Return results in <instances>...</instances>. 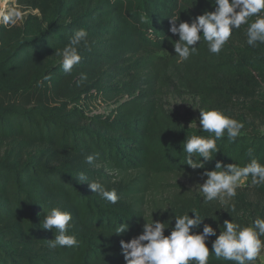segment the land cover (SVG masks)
I'll use <instances>...</instances> for the list:
<instances>
[{
	"label": "trees",
	"instance_id": "16d2710c",
	"mask_svg": "<svg viewBox=\"0 0 264 264\" xmlns=\"http://www.w3.org/2000/svg\"><path fill=\"white\" fill-rule=\"evenodd\" d=\"M17 4L30 14L22 24L0 26V264H125L120 241L140 235L146 221L134 186L117 183L118 177L141 171L202 175L216 170L217 161L243 167L256 158L264 164V44L248 46L244 25L219 55L201 39L197 54L177 63L173 43L179 37L169 31L170 18L191 23L214 10L208 0ZM80 29L88 32L78 49L82 60L66 74L55 53ZM82 77L86 83L79 86ZM102 77L118 82L122 98L110 115H89L83 104L93 88L84 87ZM169 93L194 94L203 110L221 111L244 124L235 142L226 132L217 140L219 152L204 169L185 164L182 144L192 134H210L175 118L163 101ZM94 153L98 159L87 163ZM80 173L89 183L115 189L118 202L95 195L76 178ZM52 207L72 215L68 234L76 236L78 246L49 247L55 232L41 225ZM193 208L218 236L224 220L234 217L244 226L264 217V185L250 186L235 203L204 204L200 195H183L159 218L169 227L165 235L177 215L194 218ZM120 223H128L129 231L116 235ZM202 230L203 224L193 231ZM215 239L206 242L210 251ZM209 264L232 262L216 260L210 252Z\"/></svg>",
	"mask_w": 264,
	"mask_h": 264
},
{
	"label": "clouds",
	"instance_id": "9594fccd",
	"mask_svg": "<svg viewBox=\"0 0 264 264\" xmlns=\"http://www.w3.org/2000/svg\"><path fill=\"white\" fill-rule=\"evenodd\" d=\"M214 10H205L189 22H181L180 16L170 18L169 31L179 40L174 41L173 47L177 63H182L197 54V45L201 39L207 43L211 54L219 55L224 46L233 36L234 31L241 30L246 25L245 36L248 46L255 48L264 44V0H208ZM20 13L12 11L5 17L6 21L19 19ZM15 18V19H14ZM88 32L80 29L74 33L69 43L63 49H57L55 55L62 57L61 67L64 73L70 74L74 66L78 65L82 57L79 46L86 44ZM86 78V77H82ZM199 129L210 134L209 137L192 134L187 136L182 144L186 153L185 164L191 169H204L205 163L213 160V154L218 153L217 140L224 137L225 132L229 142H235L241 135L244 124L236 119L226 116L218 110H199ZM197 124L190 123L189 128H195ZM214 136V138H212ZM249 149L248 155L252 156ZM99 153L86 157V162L91 164L98 159ZM195 157V159H193ZM203 158V162L201 160ZM213 171L205 170L202 177H206L204 183L197 184L199 192L203 194V203L209 204L217 199L221 203L226 199L234 198L237 189L244 186L250 178L251 186L264 185V164L258 159L252 158L245 166L236 163L224 164L217 161ZM79 181L87 182L84 173L76 177ZM90 190L102 200L116 204L119 200L115 189L108 190L99 182H87ZM233 213L236 212L233 206ZM45 212V209H44ZM192 218L188 213L177 215L174 227L171 226L169 235H165L168 229L166 222L150 218L148 214L142 216L146 223L143 224L142 233L130 242L120 241L122 256L125 264H209L210 252L216 260L232 262V264H264V217L257 215L249 226H241L233 221L224 220L221 233L209 224H204L205 218L193 208ZM72 215L59 208L52 207L46 212L41 227L44 230L54 231L55 239L49 241V247L73 248L78 246L75 235L68 234L72 227ZM171 220V219H170ZM172 221V220H171ZM197 234L193 230L200 229ZM129 231V224H119L114 229V234L122 235ZM216 239L211 242V251L207 246L210 237Z\"/></svg>",
	"mask_w": 264,
	"mask_h": 264
},
{
	"label": "rangeland",
	"instance_id": "374dc122",
	"mask_svg": "<svg viewBox=\"0 0 264 264\" xmlns=\"http://www.w3.org/2000/svg\"><path fill=\"white\" fill-rule=\"evenodd\" d=\"M0 3V26L10 23L22 24L25 17L30 14V12L25 11L24 8L17 4V0H8L5 5H2V0H0ZM12 11L20 13L19 19L14 18L15 22L6 21L5 17L9 16ZM84 83H86V78H82L78 85L80 86ZM117 83L107 77H102L98 82H91L85 85V89L93 88L90 95L86 98L88 100L83 104L85 111L89 115H110L117 108V102L122 98ZM163 101L166 109L185 126L189 127L190 123L193 122L197 124V127L193 129L201 127L199 125V110L203 109V105L199 97L189 93H169L164 96ZM262 131H264V128ZM205 179L206 177H202V175L197 173L181 172L158 175L148 171H141L120 176L117 183L133 185V194L134 199L137 198V206L145 214H148L146 218H150L153 213V219L159 221V218L167 213L172 204L179 201L183 195L190 198L200 195L203 198V194L199 192L196 186L204 183ZM250 186L251 183L248 180L244 186L237 189L236 196L226 199L225 203H235V200ZM245 222L244 226L250 225V223L247 224V221ZM261 239H264V237ZM261 257L264 258V253L261 254ZM257 264H260V261Z\"/></svg>",
	"mask_w": 264,
	"mask_h": 264
},
{
	"label": "bare ground",
	"instance_id": "6f19581e",
	"mask_svg": "<svg viewBox=\"0 0 264 264\" xmlns=\"http://www.w3.org/2000/svg\"><path fill=\"white\" fill-rule=\"evenodd\" d=\"M8 0H2V5H5V3H7ZM4 8V6H3Z\"/></svg>",
	"mask_w": 264,
	"mask_h": 264
}]
</instances>
